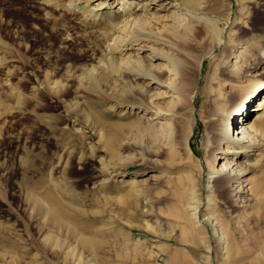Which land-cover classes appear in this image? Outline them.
<instances>
[{
	"label": "rangeland",
	"instance_id": "374dc122",
	"mask_svg": "<svg viewBox=\"0 0 264 264\" xmlns=\"http://www.w3.org/2000/svg\"><path fill=\"white\" fill-rule=\"evenodd\" d=\"M180 2L230 13L220 44L183 28ZM0 45V264H239L264 242V144L226 155L246 159L260 204L243 212L211 189L221 240L232 224L235 246L215 251L206 237L205 252L184 206L192 189L207 195L227 145L211 154L209 135L253 118L255 98L206 124L231 91L219 87L225 65L242 81L264 76V0H0ZM134 59L159 83L128 72ZM183 83L196 87L194 125L173 92ZM138 91L142 105L130 101Z\"/></svg>",
	"mask_w": 264,
	"mask_h": 264
},
{
	"label": "bare ground",
	"instance_id": "6f19581e",
	"mask_svg": "<svg viewBox=\"0 0 264 264\" xmlns=\"http://www.w3.org/2000/svg\"><path fill=\"white\" fill-rule=\"evenodd\" d=\"M100 4H102V2H100ZM179 4L180 5H173L180 10L183 9V18L181 21L183 22L184 29H188L194 34L208 31L212 39L216 40L219 44L221 43L222 38L224 37L225 30L228 26L230 16L229 12H227V14H221L218 12L209 13L207 11H204L201 7L189 8L184 2H180ZM90 10H92V8L88 9V11ZM238 14L239 19H236L233 23H229V26L231 25L232 28L238 27L240 26V23L245 22L244 18L247 15L243 13L242 10H240ZM129 15L131 14L129 13L128 16ZM87 16L88 15L86 14L85 18H87ZM140 20H142V18H135L133 20V23L135 26L141 29L142 22ZM191 32L190 34H192ZM2 48V45H0V49ZM241 60V54L237 53L236 60L233 62V65L239 67V62ZM132 61V65H127L128 72L138 78H149V84H152L154 82H156V84L159 83V79L155 75V73H151L146 70V67H150L151 64H143L138 59H134ZM248 65L249 64L244 65V72L247 71ZM95 67L106 68V70H108V63L100 58V60L97 61ZM219 74L221 75V78L218 80L219 87L224 86L227 82L231 87V91L227 98L225 97V99L222 100L224 103L220 101L218 105H215V110L212 114V118H210V120H208L206 124H209L212 120H219L218 117H220V115L222 118H224V120L225 115L231 116L232 113L233 115H236V112H239V110H241L240 107H245L246 103H248V101L253 98H255V105H253L254 107L249 110L253 113V118L251 119L248 117V111H245L243 114L242 112H240L242 115V122H240L239 126H236L235 132L232 129L230 131L231 125L230 123H226V126L217 128L215 132L209 135L210 141H212V143H207V146H209V152L213 155L215 150L219 149L224 143H227L226 147L224 148L225 150L218 156L219 161L222 160L221 164H218V161L216 166L212 167L209 171V176L207 178V195L205 197H201L195 189H192L189 192L187 200L184 204L189 217L192 218L195 222V227H197V230L201 232L203 243L202 246H204L205 252L206 250L208 252L211 248L210 241L213 245V248H215V251L219 250L222 252V250L225 248L223 252H226L232 246V243H235L234 241L237 239V229L234 225L231 224L228 231L229 239L227 241L221 240L219 222L216 216H214L213 213L209 211V209H211V207L213 206V190L211 189L215 185L221 187L223 190H225L222 198V203L229 204V206L240 207L241 211L243 212L253 209L256 204H260V198L262 194V191L258 189L255 181L249 179L245 180L244 178L246 173L249 172V167L247 166L248 162H246V159L236 161L235 158L231 159L226 155L231 154L232 152L235 155L242 154L247 148L252 151L256 149L259 144H264V76L253 78L247 77L246 74H241L240 72L239 74L242 75L241 77H246V80L244 79L242 81L240 80V77L232 74V69H229L228 65H225V67L222 68ZM138 86H141V84H139ZM139 89L143 90L141 88ZM173 90L174 93H182V95L187 97L189 107L185 112L186 115H183L190 123V125H194L195 119L193 116V111L191 110L193 101L195 99L196 87L188 90L187 83H183L177 88L173 87ZM141 92L142 91L137 92L139 96L132 93L133 96H131V103H139V105L144 104V102H142V97L140 96L142 95ZM219 97L224 98V93L222 92V90ZM232 97H236L235 102L231 103V106H229V108H225L224 105H226L227 101H229V99ZM216 100H218V98H216ZM142 107L147 108L148 106ZM149 120L150 119L147 120V125L151 123L149 122ZM218 120H216V122H218ZM106 168L109 169V172L115 170L113 166L109 164L107 166L105 163H103L102 169ZM245 181H247V183L243 184ZM237 202H241V204L239 203L238 205ZM262 202H264L263 199ZM214 204L217 205V201H214ZM203 205H205L206 207L202 210L201 208ZM206 237L209 238L210 241L208 239H203ZM79 240L84 245H88V241L86 239L79 238ZM252 243V254H249L250 256L248 255L249 257H247L246 260L239 264H264V261L261 262L258 259L259 256L264 252V242L260 240H254ZM204 257L207 258V256ZM234 262L238 264L240 260L237 259ZM174 264L178 263L174 262Z\"/></svg>",
	"mask_w": 264,
	"mask_h": 264
}]
</instances>
